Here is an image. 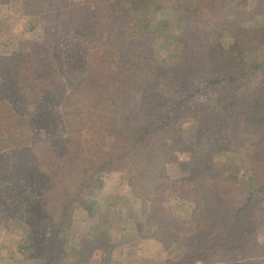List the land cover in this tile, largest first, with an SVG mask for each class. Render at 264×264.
Instances as JSON below:
<instances>
[{"label":"trees","instance_id":"obj_1","mask_svg":"<svg viewBox=\"0 0 264 264\" xmlns=\"http://www.w3.org/2000/svg\"><path fill=\"white\" fill-rule=\"evenodd\" d=\"M17 3L42 32L0 53V223L22 229L25 264H88L127 242L108 215L87 237L76 222L113 172L141 203L131 239L161 242L166 264H264V78L236 94L264 73V0H0ZM154 20L166 36L179 30L170 62L132 36L139 22L154 33ZM219 27L229 44L213 40ZM184 117L196 139L176 129ZM225 151L239 160H215ZM168 198L189 213L170 212Z\"/></svg>","mask_w":264,"mask_h":264},{"label":"rangeland","instance_id":"obj_2","mask_svg":"<svg viewBox=\"0 0 264 264\" xmlns=\"http://www.w3.org/2000/svg\"><path fill=\"white\" fill-rule=\"evenodd\" d=\"M239 1L244 2L247 0ZM177 13L176 11H172V14ZM157 15H159V12L153 13V16H156L158 19L159 16ZM174 17L175 15H173V18ZM151 23L148 29L152 25L151 30L154 32L151 33L152 35L144 28L142 22H139L134 26L132 36L140 40L142 52L145 56L156 57L159 61L163 59L168 60L167 62L172 61L175 50L178 47L177 44H179L177 42L180 41V39L177 38L180 35L177 32L179 30H176L174 34L166 36L162 29H157L155 31L154 28L157 24L155 20L153 22L151 21ZM249 23L251 24L249 25ZM249 23H247L249 27H256L258 25V22L255 21ZM40 26L39 20L36 17L26 15L24 11L21 10V6L18 5V3L13 6L0 4V53L9 52L25 41L40 39L42 33ZM218 39L225 44H229V40L231 39L230 28L219 27L218 32L213 36V40ZM259 42H261V44L258 45L261 46L262 38H259ZM161 43H165V46L159 48ZM253 54L254 52L250 50L247 56L251 57ZM262 78H264V73L258 72L248 82L246 81L244 86L241 87L236 94L242 95L249 92L259 85ZM201 94L199 100L202 107L205 109L216 101V94L213 90L206 89ZM71 101L72 100L68 103ZM195 127V122L189 117L181 118L176 125V129L180 134L189 138L193 137L194 139L198 137H195ZM252 143H256V141L254 140L251 144ZM190 155V151L188 150L177 153V163H173L169 166V174L172 178H177L183 174L184 163L189 160ZM214 157L216 158L215 160L222 162V164L228 161L236 162L239 160L237 155L229 154L226 151L222 152V154H216ZM94 201L96 202L94 205V212L89 213L86 210H81L76 214V222L80 235L83 237L91 235V231L98 229V226H102V224L99 223L108 215L110 223L107 225L105 221L104 223L106 224L104 227L107 225L111 236L115 240L119 241L126 239L125 241L127 242L113 246L110 251L106 250V254L104 252L105 256L103 257L94 256L88 264H166L168 251L161 242L138 237L131 239L132 236L137 235V226L135 222L143 220L141 216V203L139 200L132 198L128 186L121 180L118 172H113L108 177L103 190L97 194ZM162 201H164L165 206L170 212H175L179 215H187L189 213L190 209L187 208L188 206L176 202L173 198ZM130 204L133 207L131 210L128 209V205ZM119 220L122 221L118 223ZM115 221L117 222L112 224V222ZM130 234L131 237H128ZM22 236L23 231L20 227L12 228L10 233H7L6 229L1 226L0 223V264L26 263L25 260L15 252L17 242L23 238ZM258 239L260 244H264V227L259 230ZM71 240L73 245H78L77 238L71 236ZM71 247L73 246L71 245ZM175 253L178 254V251H175Z\"/></svg>","mask_w":264,"mask_h":264},{"label":"crops","instance_id":"obj_3","mask_svg":"<svg viewBox=\"0 0 264 264\" xmlns=\"http://www.w3.org/2000/svg\"><path fill=\"white\" fill-rule=\"evenodd\" d=\"M6 259V258H5Z\"/></svg>","mask_w":264,"mask_h":264}]
</instances>
